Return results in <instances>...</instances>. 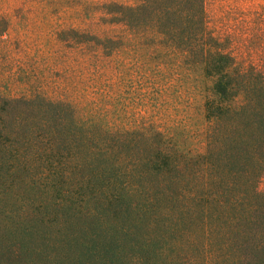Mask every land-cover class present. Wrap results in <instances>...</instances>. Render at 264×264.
Masks as SVG:
<instances>
[{"label":"trees","instance_id":"1","mask_svg":"<svg viewBox=\"0 0 264 264\" xmlns=\"http://www.w3.org/2000/svg\"><path fill=\"white\" fill-rule=\"evenodd\" d=\"M169 11L170 18L176 14L174 27L127 16L123 21L208 63L216 43L209 42L203 3L192 18ZM105 14L110 21V12ZM67 31L106 55L113 48L110 37ZM217 62L216 97L203 103L210 122L234 113L224 105L232 95L225 67L220 58ZM239 97V140L220 161L214 152L225 136L212 134L211 152L201 155L205 177L198 180L197 159L178 147L169 151L164 140L145 130L105 127L91 114L93 108L38 93L0 94V264H236L247 247L236 245L240 226L254 224L251 214L261 204L251 211L256 198L239 201L241 224L231 231L233 243H225V231L213 222L237 215L236 203L231 201L226 213L223 202L230 198L210 200L205 196L210 191H204L229 177L248 183L263 169L264 94L245 91ZM261 223L264 219L255 225ZM250 255L256 264L264 251Z\"/></svg>","mask_w":264,"mask_h":264},{"label":"rangeland","instance_id":"2","mask_svg":"<svg viewBox=\"0 0 264 264\" xmlns=\"http://www.w3.org/2000/svg\"><path fill=\"white\" fill-rule=\"evenodd\" d=\"M148 2L151 0H0V94L38 93L93 108L91 114L105 127L145 130L164 140L169 151L178 147L197 159L199 167L194 172L201 180L205 177L201 155L211 152L207 139L211 141L212 134L220 132L225 138L214 156L220 161L230 157L229 146L239 140V96L245 91L264 94V0H155L153 6L143 8ZM200 2L209 42L216 43L208 63L181 55L161 35L142 32L123 21L127 16L174 27L176 14L170 18L165 10L192 18ZM70 29L110 37L113 48L106 55L92 45L85 46L80 37L67 31ZM219 58L232 95L224 105L234 113H223L210 122L205 119L203 103L216 97L213 83ZM235 150L239 152V146ZM212 188L213 192L204 191H210L206 198L222 201V194L230 198L223 202L226 213L231 212V201L237 206V215L213 222L225 231V243H233L231 231L241 224L239 201L256 198L251 211L261 204L249 215L254 224L241 225L242 237L235 239L240 249L247 246L243 255L239 252L236 264H253L250 254L260 256L264 251V226L255 225L264 219V162L261 172L248 183L229 177ZM205 205L209 210L211 204ZM205 220L209 221L208 214ZM256 264H264V258Z\"/></svg>","mask_w":264,"mask_h":264}]
</instances>
